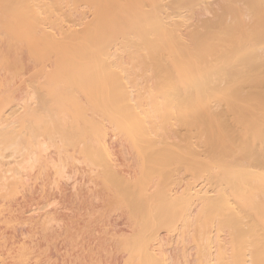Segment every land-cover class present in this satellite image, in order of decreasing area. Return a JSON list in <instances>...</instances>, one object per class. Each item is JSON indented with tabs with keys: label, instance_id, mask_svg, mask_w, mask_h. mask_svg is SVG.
<instances>
[{
	"label": "bare ground",
	"instance_id": "6f19581e",
	"mask_svg": "<svg viewBox=\"0 0 264 264\" xmlns=\"http://www.w3.org/2000/svg\"><path fill=\"white\" fill-rule=\"evenodd\" d=\"M0 264H264V0H0Z\"/></svg>",
	"mask_w": 264,
	"mask_h": 264
}]
</instances>
